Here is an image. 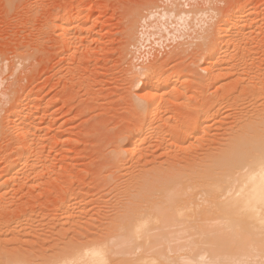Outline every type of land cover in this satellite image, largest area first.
Segmentation results:
<instances>
[{
    "label": "rangeland",
    "instance_id": "374dc122",
    "mask_svg": "<svg viewBox=\"0 0 264 264\" xmlns=\"http://www.w3.org/2000/svg\"><path fill=\"white\" fill-rule=\"evenodd\" d=\"M246 122L262 144L264 0H0V264L88 247L89 264H187L184 212L169 241L154 217L175 192L190 216L209 206L226 169L210 156ZM240 237L221 241L263 264Z\"/></svg>",
    "mask_w": 264,
    "mask_h": 264
},
{
    "label": "bare ground",
    "instance_id": "6f19581e",
    "mask_svg": "<svg viewBox=\"0 0 264 264\" xmlns=\"http://www.w3.org/2000/svg\"><path fill=\"white\" fill-rule=\"evenodd\" d=\"M89 16L90 15H88V14L85 15L82 18V20H81V24H86L87 21L89 20ZM226 26L228 27L229 25H226ZM63 27H65V26H62L61 28L63 29ZM229 28H230V26H229ZM63 30H65V28ZM63 32H66V31H63ZM67 33L68 34H71V30H67ZM65 40L68 41V38L65 39ZM67 43H66V45H67ZM157 81H156V84L155 85H151L150 90H153L154 88L158 87L159 81L158 82ZM141 90H144V88H142ZM245 90H247V88ZM248 91H252V90H248ZM252 93H253V91H252ZM141 97L143 98V100H145L144 99L145 98L144 95H142ZM251 125L252 124L250 122H246V123L241 124V126H239V130L235 131L233 133V135L231 136V138H230L231 140H230L228 146L225 149L220 150V155L219 154L218 155L213 154L215 156H213V155L210 156L211 159L214 158L213 159L214 162L221 163V164L223 163V165L226 166V169L225 168L224 169L222 168L223 169L222 171L223 172H224V170H226V171L224 173L223 172H220L221 174H223L222 177H221V174H220V177H218V175H219V173H218V175L216 176V178H219V179H217V181L214 179L215 182H216L215 183L216 184V187L214 186V184H212V183L210 184L208 182L207 185L209 186V184H210V185L214 186V190L213 191L212 190H209L210 191L209 192L208 189H207V191L204 192V194H206L207 192H209V194L210 193H212V194H211V196L209 195L211 197L210 200H209V204H208L209 206L205 207V205H204V207L199 208V212L196 209L197 210L196 212L198 214L197 215L198 217L196 215L195 216L194 215L193 216H190L189 214H187L188 207H189V209H191V208L194 209V207H190L191 204H189V206H188L185 201H183L184 204L182 205L180 202H182L181 201V198L183 196L180 195V193H178V192H175V194H173V195L171 194L169 196L170 199L168 198L169 201H167L169 203V205H167L168 208L161 207L163 210H164V208L166 210V213H164L165 211H163L164 216H161L160 217V215L162 214V213L160 214V212H162V211H159L158 215L156 214V216L154 217V221L156 223L157 222H158V224H159V222L162 223V224H160L161 226H159V227H161L163 229L165 227V228H167L166 229V231H167L168 228H170V227L172 228V226H174V228L176 227L174 225V223L177 226L181 224V221L179 220V218L181 216H183V212H184V218L185 219L182 220L184 222V226H183V228L181 227L179 229H181V230L184 229V239L186 240L185 241L186 244H184L185 249H186V250H184L185 251L184 259L186 260L185 263L188 262L187 264H194V263L195 264H241V262H238L239 261L238 259H235L236 252H238V250H240V249H238V248H236V249L231 248L230 251H228L227 249H229V247L225 246L221 240H228V239L231 240V239L237 238L234 241L238 245H240L241 243H243V240L240 237V235H242V234L243 235L245 234L246 237H249L248 243H249L250 240H251V242H252V240L254 242L256 241V243H257V241L260 242L259 248H257V247L254 248L255 245L253 246L252 243H251V246L254 248L253 250H255L257 248V251L262 254L260 256L261 257H264V239L263 240H259V239L257 240L256 238H253V237H256V235H258V233L255 234V231L264 230V167L261 166V147H262V145H264V142H262V144L260 142V144L258 143L259 145L256 144L257 145L256 146L255 144L247 143V142L243 141L244 137L247 134H249L250 131H252V128H251L252 126ZM248 128H251V129H248ZM137 132H138V130H137ZM260 134L264 138V135H262V133H260ZM134 135H135V132H134ZM139 136L140 135H138V138L135 139V140H138L140 138ZM21 137L23 138V136H21ZM21 137H20V139H21ZM28 137H30V136H28ZM135 137H137V136H135ZM23 139H24V141H27L25 139V136H24ZM135 140H133V141H135ZM24 141H22L23 143H25L24 145H27L28 144V141L27 142H24ZM20 143H21V141H20ZM26 149L28 151L31 150V149H28V148H24V150H26ZM253 149H255V150H253ZM26 152L27 151L24 152L25 155H26ZM233 155L234 156H237L239 158L241 157L240 159L237 158V162H240V164L238 163L239 166L241 165V163L244 165V166H241L242 167L241 169H243V168H246L247 169L246 171H244V173L240 174L239 176L235 175V177H238L236 179L232 178V177H234V175L232 177H230L231 174H232V172H233V169H231L233 166L230 167V170H228L229 168L227 167L228 164H229V166L232 165V164H230L231 163V160L230 159H234ZM228 156H230V157L232 156V157L231 158L229 157L230 158L229 159V158H227ZM26 157L27 156H25V158L22 159V160L25 161L26 160ZM238 159H239V161H238ZM227 161L230 162V163L227 164L226 163ZM233 162H234V160H233ZM237 162L234 164L235 167H236V165H238ZM239 166H238V168H240ZM133 169H135V168H133ZM157 170H159V169H156V172H157ZM237 172L240 173L239 170ZM147 173H150V172L147 171ZM233 173H235V171ZM145 174H146V171L142 175V177L143 176H148L147 178H149V175H145ZM159 174L156 173V175H159ZM154 175H155V173H154ZM150 177H152V176H150ZM144 178L145 177H143V179H142L143 184L146 183L147 180H149V179L146 178V181H143V180H145ZM138 179L140 180L141 178L139 177ZM149 183H152V182L148 181V184L147 183L146 184L149 185ZM136 185H138V183ZM202 185H205V184H202ZM178 186H180V185H178ZM136 187L137 186H134V188H136ZM141 187L142 186L140 184V188ZM145 187L143 189H146ZM221 190H223V192L219 193ZM204 196H206V195H204ZM223 197H224V201H219V199H221ZM183 200H184V198H183ZM205 201H203V202H205ZM192 204H193V202H192ZM198 205L199 204H197V207H198ZM192 206H194V205H192ZM135 207H136V205H135ZM146 208L144 210H146ZM195 208H196V205H195ZM136 209H137V207H136ZM139 209H141V208L139 207ZM127 210H128V208H127ZM157 210H159V209H157ZM147 211H148V209H147ZM155 211H156V209H155ZM132 213L131 212L130 213L128 212V214H132ZM135 213H136V211H135ZM141 213L142 212H140V214ZM145 213H146V211H145ZM122 214H123V212H122ZM193 214H194V212H193ZM125 215L126 214H123L124 217H125ZM4 216H5V214L2 217H4ZM123 216L121 217V219H123ZM136 216H137V214H136ZM187 217H188V219L191 218V220H187ZM127 218H128V216H127ZM136 219H138V217ZM126 222H127V220H126ZM132 222L133 221H131L130 224H132ZM124 224H126V223H124ZM127 224H128V222H127ZM162 225H164V226L162 227ZM156 226L154 228H151V229L157 228ZM178 227H180V226H178ZM151 229H149L150 232H151ZM159 229L160 228H158L157 230H159ZM163 229H161V230H163ZM157 230H155V231H157ZM163 231H165V229ZM163 231H162V233L165 234V233H171L174 230H172L170 232H168V231L167 232H163ZM153 232H154V230H153ZM153 232H151V234ZM157 232H158V237L161 238L162 234L160 233L161 235L159 236V231H157ZM157 232L156 233H153L152 235L151 234H148V232L146 234H148L151 237L153 235H154V237L156 236L155 237L156 238L155 240H157V239H159V240L166 239V240L169 241V238H170L171 235L169 236V235L165 234V237L162 236L163 239H160V238L157 237V235H155V234H157ZM177 233L178 234H181V233H183V231L181 233L179 231H177L175 234H177ZM166 235H167V237L169 236V238H166ZM172 235H174V233ZM105 236H107V234ZM125 239H126V237H125ZM166 240H163V241H166ZM246 240H247V238H246ZM163 241H162V243H163ZM166 243L169 244L167 241H166ZM125 244H128V243H125ZM242 245H244V244H242ZM128 246L130 248V245H128ZM128 246L125 245L124 248L125 247L128 248ZM167 250H170V248H168ZM53 253H54V255H49V257H45L44 255L42 257V254H40L41 257L39 258V261H38V258H33V256H32V258H33L32 261H30L31 258H30V260H27V259L24 258V255L21 254V253L20 254L19 253H14V254H12V256H8V255L6 256L4 253H3V255H5L6 258H7L6 259L7 263H5V264H58L61 261L62 258L57 253H55V252H53ZM58 253H60V252H58ZM100 254L101 253L98 252V250H95L93 248H89V247L88 248H83L81 251H79V254L78 255H75V258H72V260L64 261L62 264H72L71 261H73V260L79 261V264L82 263V261H83V264H89V261L90 260H91L90 263H94V262H92V260L97 259L96 261H98V258L99 257L102 258V256H99ZM167 254H165L166 257H167ZM123 256H124V254H123ZM257 256H259V255H257ZM8 257H10V258H8ZM161 257L163 258V256H161ZM166 257H164V261L166 260L165 259ZM35 259H37V262L36 263L33 262ZM100 259H99L98 262H100ZM262 260H264V259L262 258ZM224 262H226V263H224ZM256 263L262 264V262L261 263L260 262H256Z\"/></svg>",
    "mask_w": 264,
    "mask_h": 264
},
{
    "label": "snow or ice",
    "instance_id": "6c2138e0",
    "mask_svg": "<svg viewBox=\"0 0 264 264\" xmlns=\"http://www.w3.org/2000/svg\"><path fill=\"white\" fill-rule=\"evenodd\" d=\"M261 166L264 167V145L261 147Z\"/></svg>",
    "mask_w": 264,
    "mask_h": 264
}]
</instances>
